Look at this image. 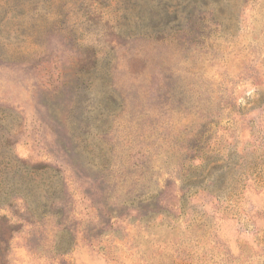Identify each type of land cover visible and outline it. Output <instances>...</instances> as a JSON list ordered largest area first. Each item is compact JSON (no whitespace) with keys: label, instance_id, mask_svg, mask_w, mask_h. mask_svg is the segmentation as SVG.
Here are the masks:
<instances>
[{"label":"rangeland","instance_id":"374dc122","mask_svg":"<svg viewBox=\"0 0 264 264\" xmlns=\"http://www.w3.org/2000/svg\"><path fill=\"white\" fill-rule=\"evenodd\" d=\"M0 264H264V0H0Z\"/></svg>","mask_w":264,"mask_h":264}]
</instances>
